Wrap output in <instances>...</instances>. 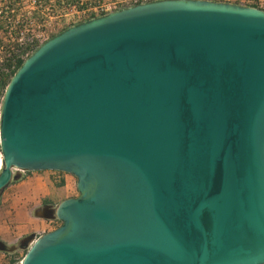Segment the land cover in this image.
<instances>
[{"label": "water", "instance_id": "1", "mask_svg": "<svg viewBox=\"0 0 264 264\" xmlns=\"http://www.w3.org/2000/svg\"><path fill=\"white\" fill-rule=\"evenodd\" d=\"M0 196L21 171L76 179L20 264H264V10L137 4L70 26L0 108ZM15 169V171H13Z\"/></svg>", "mask_w": 264, "mask_h": 264}, {"label": "built area", "instance_id": "2", "mask_svg": "<svg viewBox=\"0 0 264 264\" xmlns=\"http://www.w3.org/2000/svg\"><path fill=\"white\" fill-rule=\"evenodd\" d=\"M153 1L160 0H0V64L4 59L7 61L9 42L14 43L17 58L24 61L45 41L70 26L112 11ZM222 2L242 6L256 3L258 8L264 10L261 0ZM0 160L2 161L1 152ZM58 222L57 219L47 220L53 226Z\"/></svg>", "mask_w": 264, "mask_h": 264}, {"label": "rangeland", "instance_id": "3", "mask_svg": "<svg viewBox=\"0 0 264 264\" xmlns=\"http://www.w3.org/2000/svg\"><path fill=\"white\" fill-rule=\"evenodd\" d=\"M212 1L222 2V0ZM261 1L264 5V0ZM20 174L21 179L25 181L9 189L6 187L0 196V240L7 245L17 244L18 241L7 243L13 237L22 238L33 234L36 238L43 231H51L59 225L58 222L53 226L33 215V211L41 206L43 199L56 206L64 193L67 192L70 197L77 195L76 179L70 174L57 171H24ZM64 176L68 185L64 187V183L63 186H58ZM24 251L18 249L10 255L0 252V264H19Z\"/></svg>", "mask_w": 264, "mask_h": 264}, {"label": "trees", "instance_id": "4", "mask_svg": "<svg viewBox=\"0 0 264 264\" xmlns=\"http://www.w3.org/2000/svg\"><path fill=\"white\" fill-rule=\"evenodd\" d=\"M75 1H78V0H75ZM248 6L258 8V5L256 3H250V4H248ZM14 38H16V37H14ZM15 49L16 48H15V45L13 42L7 43V61L4 59V61L0 64V108H1L3 95L5 92L6 86L10 81V78L13 76V74L16 72V70L23 63L22 60L17 58V54L15 53ZM6 70H7V72H6ZM14 182H17V181H12L11 183H14ZM63 184L64 183L61 181L58 184V186H63ZM42 202L43 203H49L47 199H43ZM25 252H26V250L24 251V254H25ZM5 254L10 255V253H5Z\"/></svg>", "mask_w": 264, "mask_h": 264}, {"label": "crops", "instance_id": "5", "mask_svg": "<svg viewBox=\"0 0 264 264\" xmlns=\"http://www.w3.org/2000/svg\"><path fill=\"white\" fill-rule=\"evenodd\" d=\"M23 181H25L24 179H21V181L19 180V181H17V182H14V183H10L8 186H7V189H9V188H11V187H13V186H15L16 184H18V183H21V182H23ZM58 181H60L59 179H58ZM61 181L63 182V183H65V186L64 187H66L68 184H67V179H66V177L64 176V179H61ZM60 181V182H61ZM68 197H70L69 195H67V192L66 193H64L63 195H62V197L59 199V201H58V203L61 201V200H63V199H65V198H68ZM44 220V219H43ZM46 223H47V220H44ZM49 230H46V231H43L42 233H40L38 236H40V235H42L43 233H45V232H48ZM38 236H36V237H38ZM19 239H21V236H19V237H13V238H11L9 241H7V243H15V242H17V241H19Z\"/></svg>", "mask_w": 264, "mask_h": 264}, {"label": "bare ground", "instance_id": "6", "mask_svg": "<svg viewBox=\"0 0 264 264\" xmlns=\"http://www.w3.org/2000/svg\"><path fill=\"white\" fill-rule=\"evenodd\" d=\"M1 168H2V161L0 160V170H1Z\"/></svg>", "mask_w": 264, "mask_h": 264}, {"label": "flooded vegetation", "instance_id": "7", "mask_svg": "<svg viewBox=\"0 0 264 264\" xmlns=\"http://www.w3.org/2000/svg\"><path fill=\"white\" fill-rule=\"evenodd\" d=\"M44 204H51V203H42L41 206L44 205Z\"/></svg>", "mask_w": 264, "mask_h": 264}]
</instances>
